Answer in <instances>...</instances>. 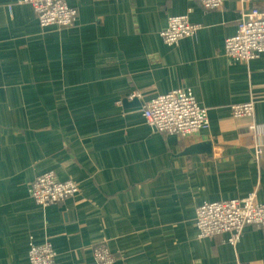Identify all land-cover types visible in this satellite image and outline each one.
<instances>
[{
    "label": "crops",
    "instance_id": "0c3cea01",
    "mask_svg": "<svg viewBox=\"0 0 264 264\" xmlns=\"http://www.w3.org/2000/svg\"><path fill=\"white\" fill-rule=\"evenodd\" d=\"M67 1L76 19L62 28L0 0V264H28V244L46 241L56 264H97L98 244L116 264H264L258 227L232 247L227 234L199 239L194 225L203 202L254 193L264 203V146L257 162L260 137L229 108L253 100L264 131V55L233 62L222 49L238 0L215 12L195 0ZM180 15L198 31L168 47L160 34ZM182 87L207 109V132L160 134L142 106L122 104L132 92L142 104ZM205 141L208 154L189 153ZM45 171L77 194L37 207L29 186Z\"/></svg>",
    "mask_w": 264,
    "mask_h": 264
},
{
    "label": "built area",
    "instance_id": "2783aa9c",
    "mask_svg": "<svg viewBox=\"0 0 264 264\" xmlns=\"http://www.w3.org/2000/svg\"><path fill=\"white\" fill-rule=\"evenodd\" d=\"M206 11L222 10L227 0H195ZM254 0H238V19L233 35L223 42L226 57L235 62L248 63L264 55V13L250 8ZM19 5L30 6L39 26H59L68 28L75 22L76 10L67 0H16ZM9 7V11H10ZM11 12V11H10ZM199 26L189 22L186 15L171 16L160 34L162 42L176 46L180 40L196 35ZM141 98L137 92L129 95L130 100ZM141 116L146 125L160 134L183 139L190 135H200L210 128L208 112L199 104L190 88L182 87L164 95H156L142 103ZM232 118L250 120L248 131L260 137L255 144V158L258 162L264 146V131L253 118L254 101L231 105ZM262 139V140H261ZM78 186L72 180L58 181L52 171H45L29 186V195L34 204L45 209L62 204L73 198ZM197 237L213 238L227 234L226 242L232 247L239 243L243 229L258 227L264 231V203L256 200L251 193L244 199H220L203 202L195 210ZM92 257L97 264H116L114 256L103 244L91 248ZM55 252L49 242L28 244V264H56Z\"/></svg>",
    "mask_w": 264,
    "mask_h": 264
},
{
    "label": "water",
    "instance_id": "95a60500",
    "mask_svg": "<svg viewBox=\"0 0 264 264\" xmlns=\"http://www.w3.org/2000/svg\"><path fill=\"white\" fill-rule=\"evenodd\" d=\"M124 105V107H126L127 109H130V108H139L142 106L141 102L134 99L132 101H123L122 103ZM210 142H201V144H197V145H194L192 146L190 149H189V153H192V154H201V153H209L210 151Z\"/></svg>",
    "mask_w": 264,
    "mask_h": 264
},
{
    "label": "rangeland",
    "instance_id": "374dc122",
    "mask_svg": "<svg viewBox=\"0 0 264 264\" xmlns=\"http://www.w3.org/2000/svg\"><path fill=\"white\" fill-rule=\"evenodd\" d=\"M255 9H257V8H259V9H261V7H264L263 5L262 6H259V5H257V4H254V6H253ZM257 7V8H256ZM258 9V10H259ZM264 10V9H263ZM261 12H264V11H261ZM156 96V95H155Z\"/></svg>",
    "mask_w": 264,
    "mask_h": 264
}]
</instances>
